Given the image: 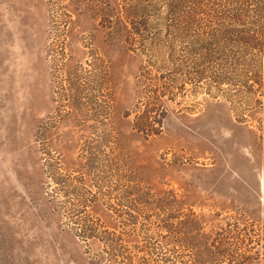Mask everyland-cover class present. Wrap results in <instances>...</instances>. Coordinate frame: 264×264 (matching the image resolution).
I'll return each mask as SVG.
<instances>
[{"label":"rangeland","instance_id":"obj_1","mask_svg":"<svg viewBox=\"0 0 264 264\" xmlns=\"http://www.w3.org/2000/svg\"><path fill=\"white\" fill-rule=\"evenodd\" d=\"M117 3L0 0V264H264L263 83L163 67Z\"/></svg>","mask_w":264,"mask_h":264},{"label":"trees","instance_id":"obj_2","mask_svg":"<svg viewBox=\"0 0 264 264\" xmlns=\"http://www.w3.org/2000/svg\"><path fill=\"white\" fill-rule=\"evenodd\" d=\"M117 1L113 13L124 14L141 45L167 53L163 67L201 69V78L219 86L262 85L264 0ZM176 49L183 54L174 59Z\"/></svg>","mask_w":264,"mask_h":264},{"label":"crops","instance_id":"obj_3","mask_svg":"<svg viewBox=\"0 0 264 264\" xmlns=\"http://www.w3.org/2000/svg\"><path fill=\"white\" fill-rule=\"evenodd\" d=\"M263 86H264V79H263Z\"/></svg>","mask_w":264,"mask_h":264}]
</instances>
